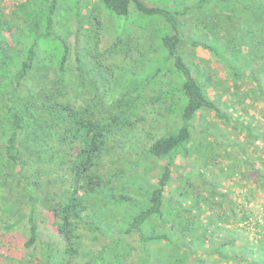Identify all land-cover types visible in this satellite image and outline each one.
I'll list each match as a JSON object with an SVG mask.
<instances>
[{
    "label": "trees",
    "instance_id": "1",
    "mask_svg": "<svg viewBox=\"0 0 264 264\" xmlns=\"http://www.w3.org/2000/svg\"><path fill=\"white\" fill-rule=\"evenodd\" d=\"M9 1H12L14 11H9L5 16L0 8V264L14 262L12 250L8 246L12 239L7 238L5 234L22 227L24 215L18 216L22 211L21 204L29 206L25 218L29 234L22 243L24 249L36 247L39 239V226L36 223L39 219L38 211H44L49 214L51 226L61 239L62 245L58 246L63 248L62 264H77L76 259L80 255L78 230L81 226L97 229L94 225H90L92 222L86 221V217L92 220L88 213L90 207L88 203L94 197L100 196L114 207L132 206L133 200L130 194L133 192L128 191L132 188L131 183L119 185V179L125 172L107 171L111 166L117 165L123 156H117L116 159L113 157L111 161L105 158L109 151H113V148L118 146V134L135 125L131 118H135L138 114L139 107L136 106L143 105L137 101L141 93L138 92L140 86L134 84L136 87H132L128 84L125 90L122 89V97L114 104L118 112L107 118H97L102 112L96 109L98 112L96 116L98 120H96L95 109L90 107H103L104 103L102 98L97 96L96 87H93L94 96L90 100L82 98L80 103L74 99V97L81 98L86 93L87 85L81 73L76 77V74L72 75L69 72L68 44L64 37L57 34L58 0H44V3L38 0L41 3L37 7L30 2L31 0L24 3H19V0ZM178 2L182 5L181 9L175 5V1L170 0L164 2L161 7L149 6L143 0H99L98 2L102 11L120 18L127 17L130 13H137L144 17L157 16L156 19H162L164 29L159 39L166 56L147 80L150 82L166 74H171L172 78L175 76L181 78V83L173 92L168 91L150 100V102L166 103L175 100L176 94H179L178 101H183L180 110L181 124L172 132L152 140L143 152L144 158H155L162 162V165L151 177H155L153 184L148 181L151 168L141 170L142 174L138 179L144 182L142 200L136 205L139 206L137 212L127 216V227L119 235L127 236L133 232L139 234L141 243L133 264H191V258L187 259V255L197 254L194 245L199 240L204 243L206 239L204 228L202 231L198 225L203 214L201 202L207 207L210 197L215 200V207H222V211L217 212L215 217L213 234L216 236L210 243L213 247L214 244L216 246L211 251L205 249L200 257L198 256L196 264H257L258 262L264 264V222L257 218L255 211L249 207L252 194L248 198L244 197L245 203L228 200V205L225 207L224 202L227 199L214 198L215 193L209 194L207 201L201 194H188L187 185L190 183L186 182L187 185H184L182 179L176 187L177 199L165 197V194L168 196L170 193L171 181L175 178L172 177L173 170L179 171L176 158L189 156L188 145L193 134L196 133L193 132V124L201 111L213 112L217 119L232 123L234 130H245L250 145L253 144V140L259 139L258 134L253 135L254 128L249 125L239 126L235 119L223 113L215 101L209 98L207 87L214 86L218 89L221 83L216 79L212 82L213 75L208 76L207 67L201 65L203 73L194 71L190 59L185 58L181 41L186 39L182 38L180 19L194 11L204 10L202 16L206 17L200 25L204 26L202 29L207 38L201 41H186L194 47L200 46L210 51L215 63L223 66L227 75L224 86L226 92L232 91L231 97L235 103H242L240 98L242 88L247 91L246 100L261 99L264 102L262 71L264 63L259 65L258 62L264 59V0H180ZM95 9L96 6H93L88 15L93 14ZM20 11H23V16H20ZM79 20L81 23L78 22L76 31L83 32L84 21L89 18L84 16ZM90 20L93 21L91 23L93 27L94 20L91 18ZM91 30L97 29L89 28L86 31V40L91 41V38H94L92 42L97 45L98 36L96 33L92 35ZM121 41L117 38L106 54L114 53L113 50ZM53 49L56 50L55 53L50 54L53 53ZM21 54L23 56L19 60L17 56ZM14 55L16 57H13ZM51 58L58 62L56 68L47 63ZM114 63L116 62L107 65L112 66ZM163 66H165L164 71ZM49 68H54L56 71L50 81L53 84L46 89L48 84L45 80L49 77ZM37 81L40 89L31 93L26 88L27 83ZM244 81L251 85H245ZM78 89H80L79 93L74 94V97L71 96V92ZM107 90L106 87L104 91ZM17 91L23 94L27 101H24L25 98ZM133 95H137L136 101H132L134 108L128 111L127 116L121 117V114L126 113L124 110L129 109V104L124 102L126 97L132 98ZM221 144L217 142L215 151H221ZM251 147L248 148L253 151ZM262 147L264 148V141ZM30 151L37 156L35 157L38 161L46 157L47 162L56 164L50 169L49 167L34 169L32 165L29 167L28 162L33 156L26 157L24 153ZM212 156L216 158L220 155L212 154ZM130 163L134 165L133 162ZM248 167L255 175L253 180L259 188L264 189V165L260 170L251 165ZM134 170V174H137V170ZM128 176L131 180H135L136 176ZM178 177L182 178L180 174ZM13 201L18 203L16 208L13 207ZM189 201L195 203V208L188 206ZM223 230L233 231V235L227 237ZM221 233L225 236L224 239L220 237ZM240 234L247 236L241 239L245 241L247 238L245 242L249 245L245 247L247 253L237 250L238 244L242 243L238 238ZM248 238L251 240L250 243ZM115 241L116 244L120 240L118 238ZM150 243L157 244L155 253L147 247ZM160 244L168 248L165 249L167 250L165 257L158 253ZM44 246L52 250L57 245L44 243ZM131 251L130 247L122 253L119 250L117 252L110 250L113 260L109 264H127ZM247 254L249 257H245ZM47 255L50 259L49 252ZM253 261L254 263H251ZM27 263H34L32 256Z\"/></svg>",
    "mask_w": 264,
    "mask_h": 264
},
{
    "label": "rangeland",
    "instance_id": "2",
    "mask_svg": "<svg viewBox=\"0 0 264 264\" xmlns=\"http://www.w3.org/2000/svg\"><path fill=\"white\" fill-rule=\"evenodd\" d=\"M27 1L29 0H19V3ZM40 1L44 3V0ZM143 1L149 6L161 7L167 0ZM170 1H175V5H178V9L182 8V5L178 4L180 0ZM30 2H33V5L36 7L40 6L41 3L38 0H31ZM98 2L99 0H58L56 19L57 34L64 37L68 44L69 72L72 73V75L76 74V77L81 73L83 81H85L87 85L85 86L87 94H83L81 98H75L74 94H78L80 91V89H78L71 92V96L74 97L76 102L78 101L80 103L82 98L90 100L91 97L94 96L93 87H96L97 96L104 101V108H90L95 109V119L98 115L97 110L102 112L97 118H107V116L115 115L118 112L114 104L122 97V89L125 90L128 84H131L132 87H136L134 84H139L140 89L138 92L141 91L139 97L137 98V95H133L132 98L126 97L124 102L129 104V109H125L124 111H126V113L125 115L121 114V117L127 116L128 111L134 108L132 101H136V98L137 101L143 103V105L140 103L141 105L136 106L139 107L138 114H136L135 118H131V120L135 122V125L129 130L121 131L118 134V146L113 148V151H109V154H107L105 158L111 161L113 157L116 159L117 156H123L117 163L118 166L115 164L107 171L109 173L115 170L125 172L124 176H121L119 179V185L131 183L132 188H129L128 191L133 192V194H130L133 200L131 203L132 206L114 207L111 203H107L103 197H94L88 203L90 206L88 213L91 215L92 220L86 217V221L92 222H89L90 225H94L97 229H89L81 226L78 230V235L80 237V255L76 260L77 264H109L113 260V255L110 253V250L113 252L119 250L122 253L130 247L132 251L126 263L133 264L138 255V248L141 243L139 234L137 232H133L127 236L119 234L127 227V216L134 215L137 212L139 206L137 207L136 205L142 200L141 195L144 188L142 187V183L144 182L138 179L140 177L139 175L142 174L145 168H151L148 181L150 184H153L155 182V177H151L160 170V166L162 165V162L155 158H144L143 152L146 151L152 140L172 132L181 124L180 110L183 105V101H178L177 99L179 94H176L175 100L166 101V103L150 102V100L154 97H160L168 91L173 92L181 83V78L178 76L172 78L171 74H166L164 77L160 76L150 82L147 80V77L151 76L150 74L156 70L157 66L161 64L166 56L161 48L159 39L164 29L162 19H156L157 16L144 17L137 13H130L127 17L120 18L102 11ZM12 4V1L1 0L0 8L2 9L3 15L7 14L9 11H14L15 7H13ZM93 6H96V9L93 11V14L88 15V12L92 11ZM204 12L205 11L202 9L197 10L180 19L182 38L192 42V40L201 41L206 37L202 29L204 26L200 25L201 21L206 17L202 16ZM20 16H23V11H20ZM84 16H88L89 20L84 21V31L78 32L76 31V26H78V22L81 23L79 18ZM90 18L94 20L93 27H91L93 21L90 20ZM205 21L207 20L205 19ZM89 28L97 29L96 31L94 30L95 32L91 30L92 35L96 33L98 36L99 42L97 45L92 42V40H95L94 38H91V41L90 39L86 40L85 35ZM117 38L122 40L120 45L113 50L115 51L114 53L106 54L111 44H113ZM186 40L181 41V47L185 53V58L190 59L193 70L199 73L202 72L200 68L201 65L202 67H207L208 76L213 75L212 82L216 79L220 81L218 83H221L218 89H215L214 86L207 87L206 91L209 98L215 101L216 105L223 113L235 119L239 126L249 125L254 128L253 135L258 134L259 139L253 140V144L250 145V142H247L245 130H234L232 123H225L217 119L213 112L208 110L201 111L193 124V132L196 133L193 134V138L188 145L190 150L188 151L189 156L188 158H176L179 171L173 170L172 177L175 178L171 181L170 193L168 196L165 194V197H170L173 200L177 199L178 191L176 187L182 182V179L184 185L186 182L190 183V185L186 184L188 186V194H201L202 198H205L207 201L209 194L215 193L213 194L214 198L219 197V199H227L224 202V206L228 205V200L245 203L246 200L244 197L248 198L252 194V202L249 204V207L255 211L256 217L264 222V189L259 188L256 181L253 180L255 175L252 169L248 167V165H251L260 170L262 165H264V148L262 147L264 141V102L261 99L257 101L246 100L247 91L242 88L240 91L242 103H235L231 97L232 91L226 92L227 89H225L224 86L226 85L227 75L223 66H219L215 63L216 61H214L210 51L200 46L194 47ZM18 47H21V45H18ZM56 50L53 49V53L50 52V54H54ZM22 56L21 54L17 56V58L20 60ZM259 56H261V54ZM13 57H16V55ZM113 62L116 63L112 66L107 65ZM258 62L259 65H261L264 63V59ZM47 63L52 64L53 67L55 66L56 68L58 62H55V60L51 58ZM165 66H163V71L165 70ZM55 71L56 69L49 68V77L45 80L48 84L46 89H49L53 84L50 81ZM262 71L264 72V67ZM84 73H86V75ZM88 74L90 76H87ZM107 75L109 77H107ZM197 76L198 74H196V77ZM77 80L78 79H76V81ZM92 84H95V86ZM244 84L251 85V83L247 81H244ZM85 87L83 88L85 89ZM106 87L108 90L105 92L104 90ZM26 88L29 89L31 93L39 91L40 89L38 81L27 83ZM21 91L22 90H20V92ZM17 93L25 98L23 99L24 101H27L23 92L21 93L24 95L18 91ZM135 110H137V108H135ZM217 142L222 143L221 151H215ZM248 147H251L252 150L254 149L255 151H251ZM212 154H218L220 156L214 158ZM24 155L26 157L33 156L28 164L29 167L32 165L34 169H44L46 167L50 169L52 165L56 164L47 162L48 160L46 157L38 161L36 158L37 156L34 155L32 151L25 152ZM105 159L104 161H106ZM130 162H133L134 165L132 166ZM182 168H184L183 171ZM134 169L137 170V174H134ZM107 171L102 172L107 173ZM179 174L182 178L178 177ZM128 175L133 177L136 176L137 178L135 177V180H131ZM247 177L250 178H248V182L241 185L240 182L244 180L243 178ZM64 190L66 191V189ZM17 204L18 203L13 201V207L16 208ZM188 206L195 208L196 205L194 202L189 201ZM215 206V200L210 197L207 207L201 202V211L203 214L200 218L198 227L201 228L202 231L204 228L206 239L204 243H201V240H199L198 243L196 242L195 245L193 244L197 250V254H191V256L187 255L186 257L187 259L191 258V264H196L198 256L200 257L205 249L211 251L212 249L214 250L216 246L214 244L213 247L210 243L215 239L214 236L216 235L213 234L216 224L215 217L217 216V212L219 213L222 211V207L217 208ZM20 207L22 211L18 216L24 215V217L22 216L24 218L21 225L22 227H17L16 231H9L5 234L7 238L12 239V242L8 244V246L9 249L12 250L11 255L14 257V262H10L9 264H28L27 261L30 256L34 259V263L32 264H62L64 257V254H62L63 248L58 246L62 245L61 239L51 226L49 214L44 211H38L39 219L36 223L39 226V239L36 242V247L34 249H24L22 243L29 234L27 219H25L29 212V206L21 204ZM5 232L6 231L3 233ZM224 232V235L227 237L233 235V231ZM222 234L223 233L220 234V237L224 239L225 236ZM244 237L247 236L245 234L238 235V238H240L239 240ZM118 238L120 241L115 244L114 242H116L115 240ZM216 239H218V237ZM246 241L247 238H245V241L241 240L242 243L240 245L238 244L237 250L247 253L245 247H249V245L245 244ZM250 241L251 240L248 238L249 243ZM44 243L57 246L53 247L52 250H48L45 248ZM147 247L152 253L157 251H155L157 244L153 245L150 243ZM158 247L160 249L158 253L165 257L167 253L165 249L168 248L163 246V244H160ZM47 252L50 253V259L47 257ZM247 256L248 254L245 255V257ZM157 257L158 256H156V259ZM158 261L159 260H157V262ZM251 263H254V261ZM257 264L262 263L258 262Z\"/></svg>",
    "mask_w": 264,
    "mask_h": 264
},
{
    "label": "crops",
    "instance_id": "3",
    "mask_svg": "<svg viewBox=\"0 0 264 264\" xmlns=\"http://www.w3.org/2000/svg\"><path fill=\"white\" fill-rule=\"evenodd\" d=\"M244 176V175H243ZM248 178L249 177H247V178H243L244 180H242L241 182H240V184L241 185H243V184H246V182H248ZM247 179V180H246ZM250 179V178H249Z\"/></svg>",
    "mask_w": 264,
    "mask_h": 264
}]
</instances>
